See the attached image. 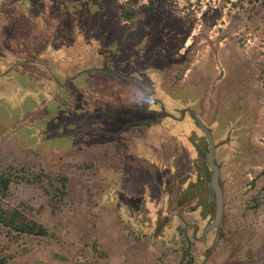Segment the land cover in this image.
<instances>
[{
	"label": "rangeland",
	"instance_id": "374dc122",
	"mask_svg": "<svg viewBox=\"0 0 264 264\" xmlns=\"http://www.w3.org/2000/svg\"><path fill=\"white\" fill-rule=\"evenodd\" d=\"M0 175V264H262L264 0H0Z\"/></svg>",
	"mask_w": 264,
	"mask_h": 264
},
{
	"label": "water",
	"instance_id": "95a60500",
	"mask_svg": "<svg viewBox=\"0 0 264 264\" xmlns=\"http://www.w3.org/2000/svg\"><path fill=\"white\" fill-rule=\"evenodd\" d=\"M205 130L207 131V134H208L209 139H210L209 150L207 153V161L213 170L210 183H211V185L215 191V194H216V216H215L214 221L211 224H209L207 227V228H211V227L218 225V223L221 220L222 213H223L224 201H223V191H222L221 185L219 183V168L217 167V165L213 161V142L211 140V135H210L209 131L207 129H205Z\"/></svg>",
	"mask_w": 264,
	"mask_h": 264
},
{
	"label": "trees",
	"instance_id": "16d2710c",
	"mask_svg": "<svg viewBox=\"0 0 264 264\" xmlns=\"http://www.w3.org/2000/svg\"><path fill=\"white\" fill-rule=\"evenodd\" d=\"M159 3H162L163 0H158ZM7 187V177L5 175H0V190L4 189ZM5 211L0 210V221L4 223L5 225L9 226L10 228L17 229V230H22L25 232L29 233H35L39 235H46L47 230L41 226V225H36V226H28V225H18L15 220L11 217H7L4 213ZM180 264H190L189 262H181ZM264 264V261L262 262Z\"/></svg>",
	"mask_w": 264,
	"mask_h": 264
}]
</instances>
